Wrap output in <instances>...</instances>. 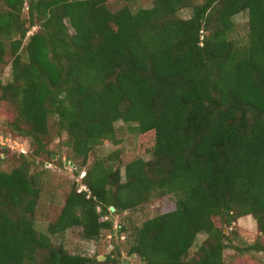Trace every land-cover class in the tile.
<instances>
[{"label":"trees","instance_id":"obj_1","mask_svg":"<svg viewBox=\"0 0 264 264\" xmlns=\"http://www.w3.org/2000/svg\"><path fill=\"white\" fill-rule=\"evenodd\" d=\"M109 1L0 0L6 126L48 160L49 144L65 134L76 174L85 170V189L74 183L40 232L41 174L25 155L0 169V264L115 260L69 253L60 238L75 227L85 240L113 231L142 264H227L229 248L264 254V0H124L117 10ZM242 12L248 27L238 39L234 17ZM117 122L141 135L123 175L119 151L113 161L97 153L120 142ZM167 195L173 210L132 218ZM243 216L258 235L238 245L218 223Z\"/></svg>","mask_w":264,"mask_h":264},{"label":"rangeland","instance_id":"obj_2","mask_svg":"<svg viewBox=\"0 0 264 264\" xmlns=\"http://www.w3.org/2000/svg\"><path fill=\"white\" fill-rule=\"evenodd\" d=\"M125 4L124 0H110L108 5L112 10H117ZM135 6L148 7L146 1H139ZM180 15L184 18L190 16L189 10H183ZM236 32L234 36L238 39L244 38L247 33L248 15L242 12L234 17ZM32 32V31H31ZM30 32V33H31ZM29 33V34H30ZM10 56H7V61H10ZM10 79V64L0 65V81L5 83ZM12 118V112L8 107L0 102V133L3 136H10L15 140L17 145L12 143L13 148H8L0 145V169L8 171L18 164L19 156L25 155L31 157L30 163H33L31 172H39L42 176V187L40 198L34 214V222L37 231L46 232L47 225L53 222L59 215L66 195L74 183L79 184V189H85L81 179L85 174L82 169L79 175L76 174L79 161L72 158L69 148L66 147V136L62 134L60 137L56 136L49 144V149L56 157L48 160L44 156H33L32 145L28 138L22 137L17 133L11 131L6 123ZM117 137L120 139L118 144L108 142L97 149L99 156L111 160V155L115 151H119L118 158L120 159L121 174H124V165L139 155V145L141 142V135L137 133L132 125L124 124L123 122L116 123ZM150 144V139H147ZM20 149L27 152L22 153ZM149 158V157H148ZM94 160V155L91 154L88 163ZM108 161V162H109ZM174 209L173 195L152 200L151 202L141 206L134 213L132 218L140 223L154 215L162 212L171 211ZM121 217L114 216V223L118 222ZM225 233L230 236L233 243L242 244L243 242H253L258 230L255 220L251 216H243L232 224H220ZM126 235L124 234V237ZM205 235L199 234L196 238L195 248L204 240ZM61 242L69 253L84 254L89 257H97V259L104 260L100 257L110 255L115 260H111L104 264H142L140 259L136 256H128V246L125 239L120 238L116 233L105 231L101 234L98 240H85L81 237V228L75 227L66 231L61 238ZM227 264H264L263 253H247L243 255L237 254L233 249L229 248L225 252ZM129 261V263H128Z\"/></svg>","mask_w":264,"mask_h":264},{"label":"built area","instance_id":"obj_3","mask_svg":"<svg viewBox=\"0 0 264 264\" xmlns=\"http://www.w3.org/2000/svg\"><path fill=\"white\" fill-rule=\"evenodd\" d=\"M12 143H14V144L17 145L16 141H15V140H12V139L10 138V136H3V135L0 133V145L5 146V147H8V148L11 149V148H13ZM20 152H22V153H26L27 151L24 150V149H20Z\"/></svg>","mask_w":264,"mask_h":264},{"label":"water","instance_id":"obj_4","mask_svg":"<svg viewBox=\"0 0 264 264\" xmlns=\"http://www.w3.org/2000/svg\"><path fill=\"white\" fill-rule=\"evenodd\" d=\"M56 156L55 155H53V158H55ZM30 159H31V157H28V160L30 161ZM112 211H114V207H111L110 208ZM100 258H102V259H105V257L103 256V257H100ZM128 263H129V261H128Z\"/></svg>","mask_w":264,"mask_h":264}]
</instances>
